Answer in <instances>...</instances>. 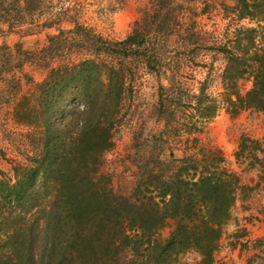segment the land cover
I'll return each mask as SVG.
<instances>
[{
	"label": "trees",
	"instance_id": "1",
	"mask_svg": "<svg viewBox=\"0 0 264 264\" xmlns=\"http://www.w3.org/2000/svg\"><path fill=\"white\" fill-rule=\"evenodd\" d=\"M28 2L0 0V20L18 22L33 16L35 9ZM236 3L239 19L255 20L264 30V0ZM154 8L158 13L157 5ZM255 32L240 29L235 45L220 49L227 58L223 81L240 79L250 62L252 88L235 103L238 110L264 114V47L246 60L240 40L254 44L249 35ZM68 35L88 44L82 47L89 58L50 69L32 98L35 106L24 108L25 123L34 129L39 148L25 165L14 169L13 181L0 180V264H179L190 251L200 256L198 264H225L215 260L216 241L240 185L238 176L225 168L220 152L199 149L202 155L172 159L164 167L172 169L167 176L161 168L155 174L147 166L151 160H146L132 200L113 195L102 184L99 158L112 146L123 94L131 89L126 87L124 60L142 56L148 69L155 68L139 22L121 41L104 40L78 25L59 31L46 51L65 47ZM70 88L80 90L85 107L69 111L74 122L65 133L59 101ZM170 101L173 109L165 108L160 95V113L175 114L181 101L174 96ZM235 158L249 159L251 167L264 169V138H242ZM259 178L264 181V175ZM168 220H174L175 227L162 238L160 231Z\"/></svg>",
	"mask_w": 264,
	"mask_h": 264
},
{
	"label": "rangeland",
	"instance_id": "2",
	"mask_svg": "<svg viewBox=\"0 0 264 264\" xmlns=\"http://www.w3.org/2000/svg\"><path fill=\"white\" fill-rule=\"evenodd\" d=\"M28 4L35 9L33 16L18 22L0 20V180L13 181L14 169L37 154L39 141L25 123L24 108L35 106L32 98L39 93L38 85L59 64L89 58L82 47L88 44L72 35L65 47L51 53L46 51L49 40L79 25L104 40L121 41L139 22L147 37L144 43L154 53L155 68L148 69L142 56L124 60L126 87L131 89L123 94L112 146L99 158L102 184L113 195L132 200L146 160L158 174L172 159L220 152L240 186L216 241L215 260L264 264V181L259 178L264 169L251 167L249 159L235 158L242 138H264V114L238 110L237 96L252 88L253 66L248 62L240 79L223 81L227 58L220 50L235 45L238 30L253 28L256 32L249 37L254 44L240 39L245 59L264 47V30L255 20L239 19L236 0H29ZM79 94V89L70 88L59 101L65 133L74 122L69 111L81 112L85 107ZM160 95L165 108L173 109L172 96L181 101L175 114L159 112ZM170 173L172 169L163 172ZM174 227V220L166 221L162 238ZM178 262L198 264L200 256L190 251Z\"/></svg>",
	"mask_w": 264,
	"mask_h": 264
}]
</instances>
